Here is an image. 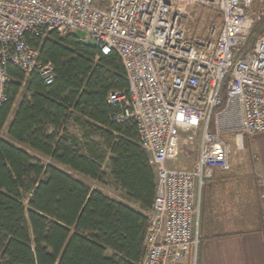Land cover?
Wrapping results in <instances>:
<instances>
[{"label":"built area","instance_id":"built-area-1","mask_svg":"<svg viewBox=\"0 0 264 264\" xmlns=\"http://www.w3.org/2000/svg\"><path fill=\"white\" fill-rule=\"evenodd\" d=\"M202 6L222 17L204 36L189 27ZM263 19L264 0H0V109L9 64L54 81L41 57L52 31L117 53L127 88L109 93L112 118L134 120L156 172L141 264H196L202 188L232 165L227 134L243 150L264 131V32L245 46ZM193 153L192 167L170 165Z\"/></svg>","mask_w":264,"mask_h":264},{"label":"trees","instance_id":"trees-1","mask_svg":"<svg viewBox=\"0 0 264 264\" xmlns=\"http://www.w3.org/2000/svg\"><path fill=\"white\" fill-rule=\"evenodd\" d=\"M262 32L264 19L245 46ZM41 57L54 66L50 84L7 67L12 80L0 109V264H141L156 173L134 120L112 118L118 107L108 95L127 88L124 66L117 53L105 55L75 34L56 31ZM69 124L94 132L104 148L83 142ZM107 177L118 197L90 184L104 185Z\"/></svg>","mask_w":264,"mask_h":264},{"label":"crops","instance_id":"crops-1","mask_svg":"<svg viewBox=\"0 0 264 264\" xmlns=\"http://www.w3.org/2000/svg\"><path fill=\"white\" fill-rule=\"evenodd\" d=\"M225 173L217 170L202 192L196 264H264V216L256 201L251 214L242 210Z\"/></svg>","mask_w":264,"mask_h":264},{"label":"rangeland","instance_id":"rangeland-1","mask_svg":"<svg viewBox=\"0 0 264 264\" xmlns=\"http://www.w3.org/2000/svg\"><path fill=\"white\" fill-rule=\"evenodd\" d=\"M191 14L189 27L197 35L204 36L212 24H220V12L210 6L194 7ZM75 35L88 43L87 37L83 32L77 31ZM68 131L77 135L90 146L94 145L100 147V149L104 148L103 140L92 131L83 129L75 124H69ZM85 133L87 137H85ZM226 138L230 140L233 146L231 169L224 175L226 176L224 179L228 182L229 193L234 191L235 195L238 194L241 197L242 210L247 209L250 214L255 210L253 208L254 201L258 202L256 209L259 210V214L264 216V164L262 158L264 156V131L246 137L243 150H235L232 136L227 134ZM195 154H192L193 158L183 157L176 162L170 163V165L172 167H192ZM105 167H107V163H105ZM90 184L112 196L118 197V190L111 185L112 183L108 177L105 179L104 185L95 181L90 182Z\"/></svg>","mask_w":264,"mask_h":264},{"label":"water","instance_id":"water-1","mask_svg":"<svg viewBox=\"0 0 264 264\" xmlns=\"http://www.w3.org/2000/svg\"><path fill=\"white\" fill-rule=\"evenodd\" d=\"M88 44L92 45L90 42H88Z\"/></svg>","mask_w":264,"mask_h":264}]
</instances>
